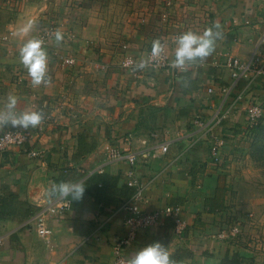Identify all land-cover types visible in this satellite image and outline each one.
<instances>
[{
	"label": "crops",
	"instance_id": "obj_1",
	"mask_svg": "<svg viewBox=\"0 0 264 264\" xmlns=\"http://www.w3.org/2000/svg\"><path fill=\"white\" fill-rule=\"evenodd\" d=\"M11 1L0 0V37L9 39L0 42V106L11 94L19 98L18 110L43 111L44 122L27 130L33 140L26 146L45 151L37 158L18 147L0 153V204L13 196L14 209L12 216L0 215L4 241L0 264L114 263L113 246L125 234L126 212L121 204L134 194L135 187L128 184L130 164L124 159L111 160L107 146L137 154L133 168L143 186L141 209L181 206L180 228L169 217H160L156 224L137 232L125 247L128 257L155 241L168 246L178 264H219L225 253L241 256L240 250L233 251L220 236V213L227 205L228 190L206 141L199 139L194 120L197 116L211 118L223 102H235L220 129L225 137L222 162L232 164L228 153L237 150L244 134L251 132L253 124L247 121L245 107L261 102L264 74L252 82L243 77L233 81L225 61L229 57L250 59L264 31V0H201L208 10L203 24L219 23L223 33L214 53L186 73L147 69L136 82L122 68L121 58L128 54L138 59L146 54L154 39L174 31L169 28L171 23L156 31V11L147 8L131 13L129 8L136 0H117L112 10L102 2L94 15H89V8H77L70 2L65 16L70 26L63 31V42L57 46L53 37L45 42L51 83L39 87L32 86L20 63L18 50L28 37L17 32L35 19L37 28L29 36H39L42 29L48 30L39 25L45 24L43 19L49 14H43L44 5L36 0ZM189 1L172 0L180 11L174 24L182 32L202 33L203 28L194 26L197 17L188 13L189 17H182L183 11L189 12L184 8L190 6ZM99 7L104 11L97 12ZM11 8L19 9L16 17L8 12ZM143 15L148 17L144 23L138 19ZM174 48L170 43L171 59ZM67 57L73 58L72 64L61 61ZM180 76L187 86H182ZM160 144H167L164 153H159ZM153 151H158L155 156ZM61 181L84 183V197L72 201L62 216L49 217L51 232L40 236L33 218L56 200L47 192L52 183ZM221 191L223 207L209 211V200ZM29 204L31 214H27Z\"/></svg>",
	"mask_w": 264,
	"mask_h": 264
},
{
	"label": "rangeland",
	"instance_id": "obj_2",
	"mask_svg": "<svg viewBox=\"0 0 264 264\" xmlns=\"http://www.w3.org/2000/svg\"><path fill=\"white\" fill-rule=\"evenodd\" d=\"M8 1L9 4L12 3L11 0ZM36 1H38L37 4L44 5L42 7L44 12L43 14L46 16L49 14L48 18L43 19L45 24L41 22V25H39L40 27L43 26L48 28V30L42 29L41 32H39L38 37L41 38L43 37L44 33H54L57 29L62 32L63 36L65 35L63 31H67V28L70 26V24L67 23V17L65 19V16L68 13V9L66 7H68L70 2H73L74 4L72 3L71 5L77 8L78 6H82L80 8H89L91 13L89 15H94L96 12V6H101L100 4L102 2H106L108 4L107 9L109 10L114 8L112 7V3L117 4V0ZM136 1L137 2L134 3L133 7L130 6L129 8L131 13L134 11L139 13L141 11H145L147 8H149L152 13H155L156 11L159 22L162 23L161 25L159 22L156 24V31H158L162 25H168L171 23L169 28L172 30L174 29V31H170V34L166 35L168 38L171 36V34L176 36V34L179 35L182 33L181 27L178 26L177 23L174 24V20L176 18L175 14L179 10L176 9V6H172V0ZM189 2L190 3L188 5L190 6L184 7L186 10H189V12L183 11L182 17H185L184 19H186L188 15L197 17L199 19L197 20L198 24L195 23L194 26L203 28V30H205L208 26L205 27L206 24L203 23L205 22L206 13L208 10L204 8L203 5H201V0H190ZM13 9L15 8H11V11L8 12L13 13L12 16L16 17V13L19 9ZM129 9L125 8V12L129 13ZM97 10V12L101 13L104 11V8L99 7ZM196 14H202L203 16L200 17ZM139 18L141 19L140 22L144 23L148 21V17L146 15L141 17L138 16V19ZM221 23L223 24V22ZM49 27L54 29H49ZM10 35L11 31L8 33V36ZM50 37L53 36L50 35ZM160 37L161 35H159V38ZM4 40L9 39H2L0 37V42ZM46 40H48V37H46L45 42ZM69 58L73 59L72 57ZM134 59L137 60L136 57ZM234 103V101H232L231 104L229 101L223 102V108L219 109L218 106L214 113H216L218 110L221 112L227 110V116H230L231 110L235 106ZM249 104H256L260 106L259 108L261 109V112L256 122L260 130L257 132H246L242 137L243 143L240 144L239 148L228 153L231 154L233 158L232 164H227L225 161L222 165L218 164L221 171L220 176L223 177L228 190V200L226 202L227 205L222 210V213H220V222L222 224V240L229 243V245L232 246L233 251H241L243 264H264V93L262 94V100L260 103ZM220 129L221 126L216 128V131L219 134H221ZM223 150L224 147H221V157ZM195 264L206 263L196 261Z\"/></svg>",
	"mask_w": 264,
	"mask_h": 264
},
{
	"label": "built area",
	"instance_id": "obj_3",
	"mask_svg": "<svg viewBox=\"0 0 264 264\" xmlns=\"http://www.w3.org/2000/svg\"><path fill=\"white\" fill-rule=\"evenodd\" d=\"M54 29V28H50ZM53 32H46L43 34V39L50 37ZM178 36V34H176ZM176 36L167 37L165 34L159 38L162 42L167 44V60L161 63V65L154 69V71H169V63L171 61L169 47L170 43H174ZM2 39H7V36H2ZM151 47L147 50V54L150 53ZM122 68L129 72L134 77V82L137 81V78H140L141 73H133L131 67H125V63L128 61H136L133 56L125 54L121 58ZM64 64H72L73 60L69 57L63 58L61 60ZM225 65L230 69V74L233 81H237L241 77L246 78L248 82H252L254 76L264 74V31L258 37L256 46L253 50L252 55L248 61H242L236 57H229L225 61ZM153 70V69H152ZM225 91V89H221ZM208 91H211V88H208ZM239 99L241 94L238 95ZM259 105L249 104L246 109L247 121L250 125L257 122V119L260 116L261 109ZM228 111L218 110L214 113L211 118L204 119L200 116H197L194 120L195 125L199 129L200 136L199 139L206 141L208 146V153L212 162L216 164H222V157L220 148L224 147L225 137L219 134L216 131L217 127H220L225 120L228 119ZM202 134V136H201ZM33 140V135L29 131L22 128H4L0 130V153L5 152L8 149L18 147L21 148L27 155L33 158L41 157L44 153V149H35L33 147H27L26 143H30ZM223 145V146H222ZM167 150V144H160L159 153H164ZM107 156L111 160L124 159L128 164H130L131 169L128 170V184L135 187L134 194L121 204L126 212L123 220L125 227V234L122 238L117 240L113 246V264H126L128 257L125 253V247L135 238L137 232L144 228L149 227L157 223L160 217H169L175 224V227L178 229L182 225L180 219L181 215V206L180 205H165L163 208L153 211H145L140 208L139 202L142 199L143 195V186L138 182L137 178L134 175L135 162L137 161V154L133 152L121 151L115 147H106ZM158 152V151H156ZM156 152L153 151L152 156L156 155ZM71 199L65 200H55L53 203L47 205L44 209L40 210L34 219V228L38 235L47 236L50 234L51 230L48 225V218L53 217L57 218L62 216L71 208ZM221 238L223 233H221ZM3 237H0V250L3 247Z\"/></svg>",
	"mask_w": 264,
	"mask_h": 264
},
{
	"label": "clouds",
	"instance_id": "obj_4",
	"mask_svg": "<svg viewBox=\"0 0 264 264\" xmlns=\"http://www.w3.org/2000/svg\"><path fill=\"white\" fill-rule=\"evenodd\" d=\"M37 28L36 20H28L18 29L17 35L26 38L20 45L18 56L20 63L27 70L33 87L48 86L51 83L49 75V54L45 47V40L38 36H29ZM54 41L59 46L64 36L60 30L52 34ZM223 39V33L219 23L207 27L202 33L187 30L174 39V56L169 67L178 73H186L191 67L204 62L210 57L217 45V41ZM167 44L161 39H154L151 43V51L141 54L136 61H128L125 67H131L132 72H142L147 69H156L162 62L167 60ZM182 86H187L183 76L179 78ZM18 97L8 95L5 102L0 106V130L4 128H22L25 130L37 128L45 119L41 110H18ZM86 186L79 181H61L52 183L47 195L57 200L71 198L72 201H81L84 197ZM126 264H178L172 258L168 246L160 241H155L140 248L132 257L127 259Z\"/></svg>",
	"mask_w": 264,
	"mask_h": 264
},
{
	"label": "trees",
	"instance_id": "obj_5",
	"mask_svg": "<svg viewBox=\"0 0 264 264\" xmlns=\"http://www.w3.org/2000/svg\"><path fill=\"white\" fill-rule=\"evenodd\" d=\"M260 128L257 125V123H254L250 128L249 131L251 132H257L259 131ZM13 200V196L7 197V199L3 198L1 200V204H0V215L3 217H9L12 216V212H13V207H12V202ZM223 207V192L221 191L219 193V197H214L211 200H209V204H208V209L209 211H215V210H219ZM28 211L27 214H31L33 211L30 209L31 205H28ZM183 255H186V253H183ZM219 264H243L242 263V259L241 256L238 252H233L231 255H228L227 253H225V255L223 256V258H221Z\"/></svg>",
	"mask_w": 264,
	"mask_h": 264
}]
</instances>
